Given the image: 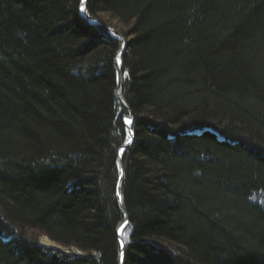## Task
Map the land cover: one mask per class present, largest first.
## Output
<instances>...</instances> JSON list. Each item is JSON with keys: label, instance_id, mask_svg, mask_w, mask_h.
Wrapping results in <instances>:
<instances>
[{"label": "trees", "instance_id": "16d2710c", "mask_svg": "<svg viewBox=\"0 0 264 264\" xmlns=\"http://www.w3.org/2000/svg\"><path fill=\"white\" fill-rule=\"evenodd\" d=\"M79 9L0 0V264H264V0Z\"/></svg>", "mask_w": 264, "mask_h": 264}, {"label": "rangeland", "instance_id": "374dc122", "mask_svg": "<svg viewBox=\"0 0 264 264\" xmlns=\"http://www.w3.org/2000/svg\"><path fill=\"white\" fill-rule=\"evenodd\" d=\"M81 13V12H80ZM102 20H101V24L107 29L108 32H110L111 34H114L116 37H118L121 41V38L122 37V41L120 42L121 43V47L120 49L118 50L120 52V50H122L123 48V44H124V40H125V35L123 34V32L126 31V28L127 26L126 25H123L121 22L118 21L117 18L115 17H112L111 15H109L108 13H103L102 15ZM117 56V55H116ZM122 105L125 106L124 103H122ZM129 113V112H128ZM128 114H126L124 117H123V122H124V125L127 129V135H128V138L126 141H129V134H130V130L132 131V128L130 126V123H127L126 122V118L127 120H131L130 118L127 117ZM129 126V129L127 128V126ZM125 144V143H124ZM122 147V146H121ZM120 154H121V151H120ZM124 227H125V222L123 223ZM121 226V225H120ZM118 227V226H117ZM123 229L121 231H117L118 232V236H119V241H120V244H121V240L123 241L121 246H124V244L126 243V233L128 232L127 229ZM120 228V227H119ZM45 237L47 240L49 241H43L41 239V237ZM38 243L41 244V245H45V246H49V247H54V248H57L59 249L60 251H63L65 253H68V254H76V253H82L80 250H78L77 248L75 247H65V246H62L58 243H56L55 241H52L51 239H49L46 235H39L38 236ZM121 259V258H120Z\"/></svg>", "mask_w": 264, "mask_h": 264}, {"label": "water", "instance_id": "95a60500", "mask_svg": "<svg viewBox=\"0 0 264 264\" xmlns=\"http://www.w3.org/2000/svg\"><path fill=\"white\" fill-rule=\"evenodd\" d=\"M86 1L87 0H85V9H86ZM81 12V11H80ZM81 14H83L86 18H88L90 21H94V22H96V23H100L101 24V21H99V20H97V19H94L93 17H90L89 15H87V13H86V11L85 12H81ZM121 38V41H122V37H120ZM119 52V51H118ZM119 82H120V77H119V66L117 65V86L119 85ZM116 94H117V97H118V99L120 100V102L121 103H124L123 102V100L121 99V97L118 95V92H117V88H116ZM125 104V103H124ZM127 117L128 118H130L131 119V117H132V115H131V113L129 112L128 113V115H127ZM127 126V128L129 129V126L128 125H126ZM130 130V134H129V143H125V144H123L122 145V147L121 148H123V149H125L127 146H129L130 144H131V142H132V140H133V133H132V131H131V129H129ZM119 165H120V169H121V178L123 179V165H122V161H121V159H120V157H119ZM121 183H122V180H121ZM121 201H122V199H121ZM127 220V217L126 216H124V218L122 219V221H120V223L118 224V227H117V229H119V227H120V225H122L125 221ZM122 240H121V244H122ZM123 245V244H122ZM76 254H79V253H76ZM122 253L120 252V258L122 257V255H121Z\"/></svg>", "mask_w": 264, "mask_h": 264}, {"label": "snow or ice", "instance_id": "6c2138e0", "mask_svg": "<svg viewBox=\"0 0 264 264\" xmlns=\"http://www.w3.org/2000/svg\"><path fill=\"white\" fill-rule=\"evenodd\" d=\"M79 10H80L82 13L86 11V9H85V0H80V9H79ZM116 60H117V63H120V55H119V53H118L117 56H116ZM124 74H125V76H127V72H125ZM126 122L130 123L131 121H130V120H127V118H126ZM129 142H130V141H125V143H129ZM120 151L123 152L124 149L121 148ZM117 195H119V193H117ZM125 223H127V222L125 221ZM123 227H124V225L122 224V225L120 226V228L117 229V231H121V230L123 229Z\"/></svg>", "mask_w": 264, "mask_h": 264}, {"label": "bare ground", "instance_id": "6f19581e", "mask_svg": "<svg viewBox=\"0 0 264 264\" xmlns=\"http://www.w3.org/2000/svg\"><path fill=\"white\" fill-rule=\"evenodd\" d=\"M128 123V122H127ZM41 239L43 240V241H49V240H47L45 237H41ZM42 244V243H41Z\"/></svg>", "mask_w": 264, "mask_h": 264}]
</instances>
